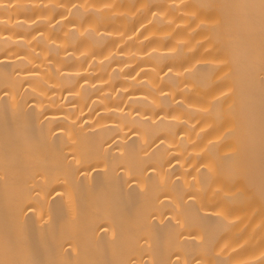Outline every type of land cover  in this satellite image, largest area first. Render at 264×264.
Returning a JSON list of instances; mask_svg holds the SVG:
<instances>
[{
	"label": "bare ground",
	"instance_id": "obj_1",
	"mask_svg": "<svg viewBox=\"0 0 264 264\" xmlns=\"http://www.w3.org/2000/svg\"><path fill=\"white\" fill-rule=\"evenodd\" d=\"M0 264H264V0H0Z\"/></svg>",
	"mask_w": 264,
	"mask_h": 264
}]
</instances>
